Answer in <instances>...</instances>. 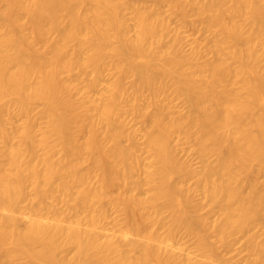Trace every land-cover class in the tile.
<instances>
[{
  "label": "bare ground",
  "instance_id": "bare-ground-1",
  "mask_svg": "<svg viewBox=\"0 0 264 264\" xmlns=\"http://www.w3.org/2000/svg\"><path fill=\"white\" fill-rule=\"evenodd\" d=\"M0 264H264V0H0Z\"/></svg>",
  "mask_w": 264,
  "mask_h": 264
},
{
  "label": "rangeland",
  "instance_id": "rangeland-1",
  "mask_svg": "<svg viewBox=\"0 0 264 264\" xmlns=\"http://www.w3.org/2000/svg\"><path fill=\"white\" fill-rule=\"evenodd\" d=\"M184 30H185L188 34H192V32H193V31L191 30V27L188 26V25L184 27ZM116 191H117L116 188H112V189H111V192H112V193H116Z\"/></svg>",
  "mask_w": 264,
  "mask_h": 264
}]
</instances>
